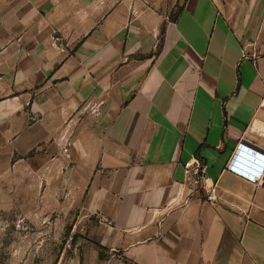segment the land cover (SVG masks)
<instances>
[{
    "label": "crops",
    "instance_id": "crops-1",
    "mask_svg": "<svg viewBox=\"0 0 264 264\" xmlns=\"http://www.w3.org/2000/svg\"><path fill=\"white\" fill-rule=\"evenodd\" d=\"M49 207L80 264H264V0H0V216Z\"/></svg>",
    "mask_w": 264,
    "mask_h": 264
},
{
    "label": "rangeland",
    "instance_id": "rangeland-1",
    "mask_svg": "<svg viewBox=\"0 0 264 264\" xmlns=\"http://www.w3.org/2000/svg\"><path fill=\"white\" fill-rule=\"evenodd\" d=\"M28 214L0 216V264H80L91 219L79 209Z\"/></svg>",
    "mask_w": 264,
    "mask_h": 264
},
{
    "label": "built area",
    "instance_id": "built-area-1",
    "mask_svg": "<svg viewBox=\"0 0 264 264\" xmlns=\"http://www.w3.org/2000/svg\"><path fill=\"white\" fill-rule=\"evenodd\" d=\"M242 168V167H241ZM186 173L194 179V184L199 186L206 202L211 204H218L220 201V192L217 183H212L207 178L208 165L202 161L195 160L185 166ZM252 178V182L256 183L257 173L260 172L259 167L250 169H243Z\"/></svg>",
    "mask_w": 264,
    "mask_h": 264
}]
</instances>
